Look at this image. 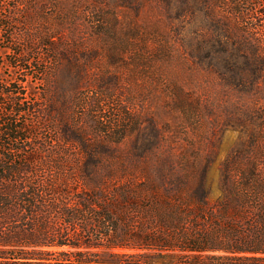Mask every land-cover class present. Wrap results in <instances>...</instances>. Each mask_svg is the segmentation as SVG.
I'll list each match as a JSON object with an SVG mask.
<instances>
[{
    "label": "rangeland",
    "instance_id": "1",
    "mask_svg": "<svg viewBox=\"0 0 264 264\" xmlns=\"http://www.w3.org/2000/svg\"><path fill=\"white\" fill-rule=\"evenodd\" d=\"M189 2L0 0V88L6 92L0 105L6 119L18 120L27 129L21 135L32 140L19 144L23 150L16 157L35 153L41 176L53 175L62 163L77 168L89 153L73 132L98 147L103 162L212 158L206 187L212 203L221 199L222 166L243 139L241 129L225 124L252 110L254 98L225 87L209 60L202 64L190 55L201 46L208 49L216 27L209 15L192 7L184 11L195 6ZM14 95L24 114L12 111ZM103 176L108 201L134 183L121 173L116 180ZM65 222L72 237L99 246L42 247L55 264L84 258L98 264H172L194 255L139 248L131 230L108 241L95 227L87 237L81 224ZM116 241L126 245L113 247ZM170 253L176 257L171 262Z\"/></svg>",
    "mask_w": 264,
    "mask_h": 264
},
{
    "label": "trees",
    "instance_id": "2",
    "mask_svg": "<svg viewBox=\"0 0 264 264\" xmlns=\"http://www.w3.org/2000/svg\"><path fill=\"white\" fill-rule=\"evenodd\" d=\"M184 1L195 3L184 11L192 7L194 13L207 14L216 27L208 49L201 46L190 55L202 64L209 60L225 87L254 98L252 110L225 124L241 129L243 139L222 166V198L209 200L206 176L212 158L103 162L98 147H89L73 132L89 157L77 168L62 163L53 175L41 176L35 153L16 157L23 150L19 144L32 140L21 135L27 129L18 120L6 119L0 105V264H55L42 247L99 246L72 237L67 219L70 226L81 224L87 237L94 236L95 227L104 230L108 241L131 230L139 248L196 255L172 264H264V0ZM5 95L0 88V96ZM19 99L12 97V111L24 114ZM174 102L181 104L180 99ZM120 173L134 183L120 187L119 195L108 201L103 174L116 180ZM125 221L129 228L123 227ZM125 245L116 241L113 247ZM169 258L176 257L170 253ZM78 262L98 264L88 258Z\"/></svg>",
    "mask_w": 264,
    "mask_h": 264
}]
</instances>
